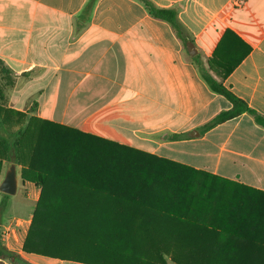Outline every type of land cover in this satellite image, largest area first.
<instances>
[{
  "label": "crops",
  "instance_id": "1",
  "mask_svg": "<svg viewBox=\"0 0 264 264\" xmlns=\"http://www.w3.org/2000/svg\"><path fill=\"white\" fill-rule=\"evenodd\" d=\"M89 1L0 0V61L15 79L8 107L241 183L244 187H229V192L236 191L237 199L248 200L243 205L263 216L264 128L249 114L205 133L200 128L232 106L211 90L204 73L222 81L264 116V0H151L157 7L177 10L185 28L181 35L168 22L150 15L140 1L96 0L88 12ZM227 31L234 32L250 51L221 80L208 60L220 46L225 54L235 50L231 40L224 41ZM191 42L193 56L188 51ZM23 186L29 190L28 199L38 204L43 188L32 182ZM70 190L50 187L49 191ZM222 190L225 187L217 188L219 194ZM253 199L258 203L250 202ZM65 207L99 211L83 223L84 238L93 243L92 251H83V257H99L110 246L104 243L122 241L123 225H204L209 228L200 234L177 230L174 234L213 241L214 257L228 263L264 259V235L238 228L250 218L231 219L225 223L228 228H218L219 219L214 217L198 223L197 218L175 219L159 212L156 216L134 203L93 200ZM111 209L136 211V217L107 218L104 211ZM32 218H25L26 229L13 231L7 243L3 238L7 222L0 218V246L22 259L13 261L0 250L5 264H97L25 253ZM171 234L161 229L146 236L159 240L173 257L191 256L167 242ZM130 250L136 256L139 252L158 256L152 245L140 249L133 244Z\"/></svg>",
  "mask_w": 264,
  "mask_h": 264
},
{
  "label": "trees",
  "instance_id": "2",
  "mask_svg": "<svg viewBox=\"0 0 264 264\" xmlns=\"http://www.w3.org/2000/svg\"><path fill=\"white\" fill-rule=\"evenodd\" d=\"M137 1L143 3L154 18L168 22L179 35L182 34L185 28L178 19L176 9L157 7L151 0ZM95 2L90 0L85 11L91 12ZM225 40H231L235 50L225 54L221 52L220 46L208 60L210 70L221 80H225L250 51L232 31L226 32ZM243 47L245 50L242 51ZM204 78L211 90L227 99L232 106L202 126L201 133L243 114L251 115L256 124L264 128V116L251 109L244 100L227 89L222 81L214 79L209 73H204ZM14 86L15 79L11 71L0 61V176L4 161L19 164L22 166L23 183L32 182L43 188L23 246L25 253L63 260H92L97 264H165L158 256L139 258L134 252L111 250L117 247L115 244L100 252L99 257L81 258L79 255H83V251H90L93 244L84 238L87 227L83 223L99 211L66 208L65 204L93 200L134 203L152 210L149 211L152 215L157 216L159 212V215L166 214L175 219L197 218L198 223L214 217L219 219L218 228H228L225 223L231 219L250 218L248 224L238 228L264 235V219L260 220L264 215L259 216L249 205H243L248 200L243 202L237 199L240 194L236 191L229 192V187H244L243 184L75 128L29 116L28 113L17 112L8 107L9 92ZM50 187H68L71 190L55 193L49 191ZM218 187H225L223 194L217 192ZM75 189L77 192L73 191ZM250 202L258 203V199ZM104 212L107 218L114 219L130 216L131 212L136 211L111 209ZM120 228L123 234L119 238L130 245L133 236L139 239L138 236L148 235V231L165 229L170 233L177 230L200 234L209 227L123 225ZM104 244L109 245L110 242ZM195 249L198 251L200 247ZM0 250L13 261H22L21 257L6 252L1 246ZM2 259L0 257V264H5ZM175 261L179 264L205 263L204 259L193 256L175 257ZM216 262L263 264L264 259H230L228 263L226 259L214 257Z\"/></svg>",
  "mask_w": 264,
  "mask_h": 264
},
{
  "label": "rangeland",
  "instance_id": "3",
  "mask_svg": "<svg viewBox=\"0 0 264 264\" xmlns=\"http://www.w3.org/2000/svg\"><path fill=\"white\" fill-rule=\"evenodd\" d=\"M15 129L16 128H11V130H15ZM12 164L15 163L4 161L2 174L4 173L5 174L4 176L0 177V184L4 180L6 172L9 170ZM15 165L20 171V174L18 173L17 193L15 195H6L0 192V218L2 217L3 221L7 222L6 224L7 226L5 227V229L3 227L1 228L2 230L4 229V233L8 232L9 227L15 228L17 233L21 230H25L27 226V223H24V221L26 222L25 218H30V216H33L37 208V203H35L31 199H28L27 197L29 190H26L23 186L22 166L19 164H15ZM84 190L87 191V189ZM89 191L90 190H88V192ZM142 211H144V209ZM133 213L134 212H131L130 216L125 215L123 217L121 216L120 217L122 219L123 218L130 219L132 217H136V215L132 216ZM17 220H21V222L23 223V227L21 228L15 227ZM138 238H139L138 239L139 243L137 242L136 244H139L140 249L142 245H145L146 247H150L152 245L155 248L154 253H157L158 257L162 258L165 264H179L177 261H175V257H173V254L170 252V250H168L167 247L165 248L161 247L162 243L159 240L154 238L150 239L151 237L148 238V236H143V235L141 237L138 236ZM7 239L9 240V238ZM135 240L136 237L133 236L132 240L130 241V245L128 242L125 243L124 239L122 240L121 243L119 241H115V242L111 241L110 246L115 244L119 248V252L122 253L131 252L130 247L133 246ZM4 241L5 243H7V240ZM167 242L174 243L175 246L180 247V249H184V252L186 249L188 254H190L193 257H196L197 259H201V260L204 259L205 260L204 264H212V261L214 260V255H213L214 242L211 240L191 239L190 236L176 238V234L172 233L170 238L167 240ZM191 247H193L194 249H192ZM195 247H200V249L197 251ZM79 256L81 258L83 257V255H79ZM138 257L139 258L142 257L140 252Z\"/></svg>",
  "mask_w": 264,
  "mask_h": 264
},
{
  "label": "water",
  "instance_id": "4",
  "mask_svg": "<svg viewBox=\"0 0 264 264\" xmlns=\"http://www.w3.org/2000/svg\"><path fill=\"white\" fill-rule=\"evenodd\" d=\"M188 51L190 55H194V44L188 43ZM18 189V176H17V170L16 165L12 164L9 168V170L6 172L5 178L0 184V192L6 194V195H15L17 193Z\"/></svg>",
  "mask_w": 264,
  "mask_h": 264
},
{
  "label": "built area",
  "instance_id": "5",
  "mask_svg": "<svg viewBox=\"0 0 264 264\" xmlns=\"http://www.w3.org/2000/svg\"><path fill=\"white\" fill-rule=\"evenodd\" d=\"M20 222H21V220H17L16 221V226H15L16 228L23 227V223L21 222L22 223L21 224ZM24 223H26V222L24 221ZM14 229L15 228L10 227V229L8 230V232H6V233L3 234V238L6 239V240H8L7 238H10L11 234L13 233V231L16 232Z\"/></svg>",
  "mask_w": 264,
  "mask_h": 264
}]
</instances>
